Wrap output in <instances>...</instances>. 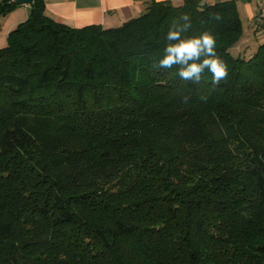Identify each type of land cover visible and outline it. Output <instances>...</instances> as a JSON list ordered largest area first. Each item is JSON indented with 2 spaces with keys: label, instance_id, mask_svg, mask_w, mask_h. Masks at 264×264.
Returning a JSON list of instances; mask_svg holds the SVG:
<instances>
[{
  "label": "trees",
  "instance_id": "16d2710c",
  "mask_svg": "<svg viewBox=\"0 0 264 264\" xmlns=\"http://www.w3.org/2000/svg\"><path fill=\"white\" fill-rule=\"evenodd\" d=\"M29 6L0 47V264H264V40L238 50L236 1L108 28ZM183 13L216 37L218 88L153 67Z\"/></svg>",
  "mask_w": 264,
  "mask_h": 264
},
{
  "label": "crops",
  "instance_id": "0c3cea01",
  "mask_svg": "<svg viewBox=\"0 0 264 264\" xmlns=\"http://www.w3.org/2000/svg\"><path fill=\"white\" fill-rule=\"evenodd\" d=\"M172 1L175 4L182 2V0ZM235 1L243 27L242 40L238 50L249 55L264 40V24L255 26V15L264 0ZM149 2L150 0H43L46 17L76 28L91 24L101 25L105 28L117 27L138 16ZM22 7L24 9L22 11H25V15H22L24 17H18L20 14L18 15L16 8L0 17V47L5 45L7 33L27 18L30 6Z\"/></svg>",
  "mask_w": 264,
  "mask_h": 264
},
{
  "label": "clouds",
  "instance_id": "9594fccd",
  "mask_svg": "<svg viewBox=\"0 0 264 264\" xmlns=\"http://www.w3.org/2000/svg\"><path fill=\"white\" fill-rule=\"evenodd\" d=\"M203 3L204 0H201L202 5ZM215 19L219 20V16ZM191 29L192 19L188 13L174 19L164 36L163 56L154 60L153 67L166 70L175 67L179 79L184 82L190 81L200 87L210 85L214 89L218 88L222 81L229 79V71L226 62L217 53L216 37L209 30L189 34ZM206 73L211 74L210 82L206 79ZM199 98L206 102L208 96L201 93ZM189 100L188 96L182 98L185 104Z\"/></svg>",
  "mask_w": 264,
  "mask_h": 264
},
{
  "label": "built area",
  "instance_id": "2783aa9c",
  "mask_svg": "<svg viewBox=\"0 0 264 264\" xmlns=\"http://www.w3.org/2000/svg\"><path fill=\"white\" fill-rule=\"evenodd\" d=\"M262 22H264V3L260 5L259 10L255 15V26H258Z\"/></svg>",
  "mask_w": 264,
  "mask_h": 264
},
{
  "label": "rangeland",
  "instance_id": "374dc122",
  "mask_svg": "<svg viewBox=\"0 0 264 264\" xmlns=\"http://www.w3.org/2000/svg\"><path fill=\"white\" fill-rule=\"evenodd\" d=\"M22 6H27V5H19V6H17L16 9H15V10H17L16 12H18V15L20 14V16H18V17H24V16H22V15H25V14H24L25 11H22V10H24ZM28 6H29V5H28ZM29 8H30V7H29ZM19 12H20V13H19ZM14 14H15V13H14ZM28 15H29V13H28ZM21 19H23V18H21Z\"/></svg>",
  "mask_w": 264,
  "mask_h": 264
},
{
  "label": "water",
  "instance_id": "95a60500",
  "mask_svg": "<svg viewBox=\"0 0 264 264\" xmlns=\"http://www.w3.org/2000/svg\"><path fill=\"white\" fill-rule=\"evenodd\" d=\"M17 5H30L32 0H14Z\"/></svg>",
  "mask_w": 264,
  "mask_h": 264
}]
</instances>
